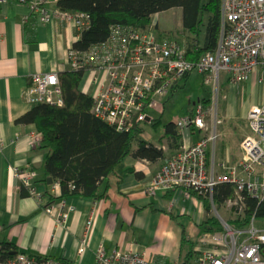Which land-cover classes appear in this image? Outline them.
<instances>
[{
	"label": "crops",
	"instance_id": "obj_1",
	"mask_svg": "<svg viewBox=\"0 0 264 264\" xmlns=\"http://www.w3.org/2000/svg\"><path fill=\"white\" fill-rule=\"evenodd\" d=\"M58 2L48 0L45 6L48 9H61ZM159 14L153 17V23L147 27L148 31L157 39H177L187 48L183 16L180 30L182 38H168L160 34ZM81 33L71 21H43L41 12L33 9L31 2L9 0L0 4V246L3 243L12 246L14 256L24 253L40 259L53 258L61 264H97V250L100 246L108 254L129 250L145 252L150 264H188L183 258L189 255L188 252H202L204 249L206 218L214 216L219 221L217 215L212 213L211 199L206 197L211 203L208 212L205 196L196 191L186 195L181 191L159 190L152 195L148 188L155 174L171 160L184 142L197 143L209 135L210 130L179 129V141L177 145H172L171 137L165 135L168 123L159 140L154 141L145 131V120L142 122V137L163 149L164 156L155 161L126 156L102 186L104 197L100 199L60 198L58 204L66 200V210L70 211L65 224H58L55 216L49 214L36 197L26 195L23 191L16 167L27 171L37 170L40 179L33 180L28 186L36 187L44 195L48 189L53 190V185L58 184L52 177L49 178L53 179V183L49 184L46 180L51 188L38 182L45 178L44 166L48 151L36 147L34 138L39 133L35 123L17 121L33 107L24 92L32 85L34 74L72 70L69 55L71 48L81 38ZM90 80L91 75L84 74L79 89L93 97ZM223 81L222 99L227 103L223 108L224 115L233 117L239 88L242 93L247 92L250 99L254 97L252 103L243 105L245 115L252 105L258 104V74L248 82L237 85L230 84L227 74ZM230 98L232 102L229 108ZM219 100V92L210 98L209 103L203 100L206 107H215L217 120L219 106L216 105ZM147 120L152 121L155 127L162 124L161 119L153 120L150 117ZM209 123L211 127L213 116H210ZM221 134L222 137L216 142H210L207 148L209 166L215 165L217 171H222L221 162L234 163L244 156L242 142L246 138L243 136L240 145L242 151L239 153L238 148H234L233 144L231 147V143L226 142ZM53 193L62 194L60 185ZM226 200L221 204L215 202L218 211L223 210V214H219L238 224L232 220L233 214L227 209ZM258 218V223L264 222V214ZM188 240L190 243L184 246L183 243Z\"/></svg>",
	"mask_w": 264,
	"mask_h": 264
},
{
	"label": "built area",
	"instance_id": "obj_2",
	"mask_svg": "<svg viewBox=\"0 0 264 264\" xmlns=\"http://www.w3.org/2000/svg\"><path fill=\"white\" fill-rule=\"evenodd\" d=\"M9 0H0V4ZM31 2L41 12L45 22L61 19L74 23L81 33L91 25L88 13H71L48 9V0H21ZM70 61L74 70L91 75L89 87L93 90L92 113L119 131L127 130L137 118L147 120L144 109L155 96H166L180 81L194 70L204 75L207 86L218 93L222 74L230 84L248 82L255 74L264 83V0H222L221 34L214 51L203 53L198 60H190L186 49L177 39H157L147 29L112 26L104 42L87 51L71 48ZM24 94L28 102L64 105L62 88L55 72L37 73ZM193 114L178 122L181 130L199 128L209 131V118L218 123L215 107H206L203 100L195 103ZM215 113V114H214ZM250 133L242 142L244 156L234 163L221 162L222 171L208 162L207 148L216 142L217 131L205 135L194 144L184 142L178 152L155 174L148 188L150 194L159 190L181 191L189 195L196 191L209 197L221 229L203 233L202 253L196 264H264V222H259L257 211L245 221L249 202L246 196L264 201V100L250 107L246 114ZM36 146L41 136L35 135ZM0 142V150H1ZM22 183L30 185L40 179L37 170L15 168ZM230 183L234 193L226 200L227 209L237 225L219 214L214 200V189ZM59 185H53V192ZM32 196L55 216L58 224L69 217L67 202H50V197L36 189ZM246 223L245 225H242ZM91 221L89 222V226ZM0 256V264H61L53 258H38L24 253L14 257ZM97 264H150L146 253L113 251L108 254L103 246L97 250ZM173 264H181L179 262Z\"/></svg>",
	"mask_w": 264,
	"mask_h": 264
},
{
	"label": "trees",
	"instance_id": "obj_3",
	"mask_svg": "<svg viewBox=\"0 0 264 264\" xmlns=\"http://www.w3.org/2000/svg\"><path fill=\"white\" fill-rule=\"evenodd\" d=\"M58 5L64 11L88 13L91 16V25L81 33V38L74 46L76 50H87L94 44L104 42L114 25L146 28L151 26L157 13L176 7L183 9V34L187 42L185 49L188 59L198 60L203 53L214 51L221 34L222 0H59ZM195 71L183 79L187 80ZM82 77L83 70L60 72L64 105L35 103L29 112L17 119L22 123H35L41 136V143L36 147L48 151L44 166L45 178L38 182L51 188L46 180L52 177L62 191L61 195H57L48 189L45 195L50 197V202H57L63 197L100 199L104 197L102 186L126 156L152 161L164 156L163 149L142 137L144 127L137 118L130 128L119 131L94 116L93 97L79 89ZM179 87L180 84L174 90ZM202 100L209 103L210 98ZM150 102L146 103V107ZM179 129L175 122L166 125L165 135L171 137L172 145H177L179 141ZM21 186L26 195L34 189L24 183ZM232 195L233 186L230 183H222L214 189V200L220 204ZM245 196L249 202L245 221L256 211L259 216L263 215L264 201L259 203L257 199ZM205 199L209 212L211 203ZM220 229V223L214 216L206 218L204 231ZM189 243L188 240L183 245ZM12 248L3 243L0 246L1 258L14 257ZM201 253L190 251L183 258L188 264H196Z\"/></svg>",
	"mask_w": 264,
	"mask_h": 264
},
{
	"label": "rangeland",
	"instance_id": "obj_4",
	"mask_svg": "<svg viewBox=\"0 0 264 264\" xmlns=\"http://www.w3.org/2000/svg\"><path fill=\"white\" fill-rule=\"evenodd\" d=\"M182 16L183 10L180 7L161 12V14L157 16L160 34L168 38H182V34L180 33ZM222 77L218 91L220 100L216 105V107L219 106L218 123L212 125L209 130L211 132L217 131L219 135L217 140L222 137V132L225 141L231 143V147L233 144V147L238 148L240 153L242 151L240 145L243 136H247L250 133V129L246 123V115L243 105L245 103H252L254 97L250 99L249 95L247 96V92L242 93V89L239 88L235 100V103L237 104L236 110L234 111L233 117L229 118L227 115H224L223 108L227 103L222 99V88L226 74H222ZM204 82L203 74L195 71L187 80L183 79L180 81L181 87L170 91L166 96L154 97L152 103L147 107V116H150L153 120L161 119L162 124L155 127L150 120L144 122L145 131L154 138V141L159 140V137L165 131V125L167 123L173 121L178 123L182 118L191 114V111L195 107V103L200 102L203 98H214V94H216L217 90H214L212 86H207ZM259 84L256 86L258 103L264 100V83L260 82ZM227 89H229V87H227ZM231 102L232 99L230 98L229 108ZM219 212L223 214L222 209ZM212 213H215L213 208Z\"/></svg>",
	"mask_w": 264,
	"mask_h": 264
},
{
	"label": "bare ground",
	"instance_id": "obj_5",
	"mask_svg": "<svg viewBox=\"0 0 264 264\" xmlns=\"http://www.w3.org/2000/svg\"><path fill=\"white\" fill-rule=\"evenodd\" d=\"M148 27H149V26H148ZM143 29H147V27H146V28H143ZM147 30H148V29H147ZM162 39H164V38H162ZM72 70H74V69L72 68ZM85 73H86V72L83 71V75H84ZM57 74H58V77H59V73H57ZM59 80H60V79H59ZM151 101H152V100H151ZM150 103H151V102H150ZM144 111H145V113L147 114V112H146V106H145V110H144ZM148 117H150V116H147V118H148Z\"/></svg>",
	"mask_w": 264,
	"mask_h": 264
},
{
	"label": "water",
	"instance_id": "obj_6",
	"mask_svg": "<svg viewBox=\"0 0 264 264\" xmlns=\"http://www.w3.org/2000/svg\"><path fill=\"white\" fill-rule=\"evenodd\" d=\"M147 119H150V117H148ZM48 182H49V184L53 183V179L52 178H48Z\"/></svg>",
	"mask_w": 264,
	"mask_h": 264
}]
</instances>
